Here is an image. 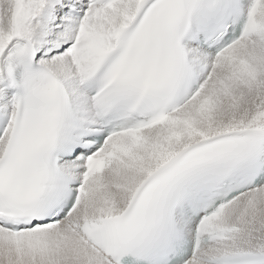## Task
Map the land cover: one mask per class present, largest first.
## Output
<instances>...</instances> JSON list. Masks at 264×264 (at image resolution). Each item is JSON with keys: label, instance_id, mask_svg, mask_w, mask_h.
Returning a JSON list of instances; mask_svg holds the SVG:
<instances>
[{"label": "snow or ice", "instance_id": "obj_1", "mask_svg": "<svg viewBox=\"0 0 264 264\" xmlns=\"http://www.w3.org/2000/svg\"><path fill=\"white\" fill-rule=\"evenodd\" d=\"M0 264H264V0H0Z\"/></svg>", "mask_w": 264, "mask_h": 264}]
</instances>
